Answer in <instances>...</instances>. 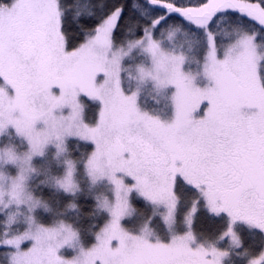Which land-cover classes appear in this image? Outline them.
Returning a JSON list of instances; mask_svg holds the SVG:
<instances>
[{"label":"snow or ice","instance_id":"snow-or-ice-1","mask_svg":"<svg viewBox=\"0 0 264 264\" xmlns=\"http://www.w3.org/2000/svg\"><path fill=\"white\" fill-rule=\"evenodd\" d=\"M145 2L152 11L162 9L165 13L151 21L153 27L179 18L208 36L204 74L211 83L201 88L182 70L183 56L160 53L148 30L141 29L142 38L149 39L148 51L154 58L159 55L157 72L171 63L165 79L141 69L142 75L153 76L158 85L175 87L171 122L141 112L136 94L126 95L120 87L119 58L112 61L113 69L97 51L110 46L124 18L140 15L132 0H121L99 20L94 14L77 12L78 23L71 27L81 35L71 39L65 32V17L75 11L78 0H0V77L14 89V95H9L0 86V129L14 126L28 138L35 154L52 139L51 133L36 130L37 122L51 121L53 128L64 119L75 122L82 109L80 93L103 105L95 126L76 125L73 131V123H69L63 131L55 132V138L60 141L58 147H62L65 134L95 144L87 168L93 180L107 177L115 186V203L111 207L104 204L112 219L98 234L97 243L82 253L83 259L58 254L63 243L75 237L69 230L62 243L48 247L47 264H223L229 252L214 244L193 247L196 237L192 230L169 242H153L147 234L132 235L123 229L121 220L128 214L133 190L164 205L165 221L174 223L180 182L197 194L186 216L190 229L203 198L211 213L230 218L221 240L229 237L239 246L238 223L264 235V76L259 71L261 57L255 42L259 31L239 41L243 51L238 56L224 59L218 58L212 31L220 16L228 12L264 29V0H201L196 5H181L177 0ZM81 25L91 30L92 37ZM99 73L107 77L100 84ZM54 87L60 89L59 95L53 92ZM204 101L208 106L204 115L197 117ZM65 106L71 112L58 121L53 111ZM9 158L15 159L14 154L9 153ZM68 165L60 183L71 191L75 187L73 164L68 161ZM125 176L134 183L127 184ZM21 239L9 240L7 245L19 247ZM35 239L31 252L13 256L12 264H38L41 238ZM248 264H264V251Z\"/></svg>","mask_w":264,"mask_h":264},{"label":"rangeland","instance_id":"rangeland-1","mask_svg":"<svg viewBox=\"0 0 264 264\" xmlns=\"http://www.w3.org/2000/svg\"><path fill=\"white\" fill-rule=\"evenodd\" d=\"M155 28L150 25L147 30L151 34V39L159 45L160 53L166 54L169 57L183 56L184 62L182 70L194 78V82L198 87L203 88L209 86L211 82L204 74V65L207 62V53L209 51L208 36L205 56L202 60H198L192 51L185 48L187 45L180 38L179 29L172 28L165 34V39H159L154 35ZM233 33L234 36L232 39L222 48H218L215 41L218 58H235L238 56L243 51L239 41L248 34H251L238 28H235ZM255 42L258 45L257 54L261 57V60L258 62L260 71L261 62L264 59V49L257 41V38ZM148 46L149 39L147 37L134 39L122 45L117 44L113 37L109 47L98 48L97 51L104 57L106 66L112 67L113 69H115V65L112 64V61L117 57L119 58L120 87L126 95L136 94V104L141 112L159 117L166 122H171L175 115L174 95L176 89L171 85L162 87L153 78V76L158 75L160 79H165L168 71L171 69V63L167 62L157 72L156 60L159 58V55L154 58L152 53L148 51ZM142 68L145 72H152L153 76L142 75ZM106 78L105 73H99L97 75V83H103ZM0 86L5 87L9 95H14V89L6 84L3 77H0ZM111 87L112 85L109 84V88ZM53 92L59 95L60 89L54 87ZM78 101L82 109L80 117L75 122L68 119L59 121L61 116L67 117L70 114L71 109L68 106L57 108L53 111V115L59 121L56 128H53L51 121L48 123H45L44 120L37 122L35 126L37 131L52 134L51 141L47 143L42 152L33 154L28 138L19 133L14 126L8 125L0 129V207L1 209H11L10 217L15 218L17 216V218H21V221L25 225L20 233L0 240V247L6 246L10 249L8 264H12L11 258L13 256H23L25 253H30L32 247L36 244L35 238L37 236L41 238L39 245L41 251L38 254V264H47V256L45 253L48 247L62 243L69 235V230L75 233V237L70 243H63V246L59 248L58 254L66 259L77 257L83 259L82 253L88 251L97 243L98 234L101 233V230L112 219L108 208H105L104 204L106 202L111 207L115 203V186L107 177L93 180L87 168V161L95 150V144L77 135L65 134L62 147H58L60 141L55 138V132L63 131L69 123H73V131H75L76 125L87 124L89 126H95L98 123L99 114L103 107L101 101L90 97L86 93H80ZM148 106H151L153 110L148 108ZM207 106V101L202 102L201 108L197 110L195 115L197 117L203 116ZM72 140L76 141L75 150L79 153L82 151V145L86 143L92 145L91 152L83 160L81 170L79 168V158L77 159L70 153L69 143ZM9 153L14 154L15 159H10ZM68 161H71L73 164L72 179L75 187L71 191L66 190L60 183L67 174L69 168ZM57 171L58 174H55ZM118 175L123 174L119 173ZM124 179L127 184L134 183L131 177L125 176ZM46 184H50L57 190L72 196L73 201H70L67 205L69 210L74 209L77 204L74 197L78 193H82L84 189L96 197L98 207L105 215V220L93 235V241L91 243L84 242L77 224L78 217L75 215L55 218L49 224L41 221V218L50 216L49 212H52V203L38 196L35 189L37 186L45 187ZM177 194L179 196V202L175 212V222L169 224L165 221L167 208L164 205L154 203L142 196L138 191L133 190L128 197V214L121 220L123 229L132 235L147 234L148 239L153 242L157 240L169 242L173 236L182 235L192 230L196 237L192 244L193 247H197L200 244H204L205 246L214 244L218 248L226 249L229 252V255L224 258L223 264L240 263L242 260L240 254H245L239 251L241 244L239 246L234 245L229 237L221 240L219 238L220 235L217 238L209 239L203 236L198 230L197 215L199 207L204 206L209 211L203 198L200 199L198 211L195 213L194 223L190 229L186 222V216L196 196L190 198V195H188L183 201L178 191ZM136 198L145 202L147 206L145 207V211H141L135 206ZM64 213H67L66 210ZM222 215L227 216V214L216 216L219 217ZM227 218L229 225L230 218L228 216ZM239 225L246 224L238 223L235 226L238 233L237 226ZM17 238H22L19 247H10L7 245V241ZM262 251H264V248ZM255 256H252V258Z\"/></svg>","mask_w":264,"mask_h":264},{"label":"trees","instance_id":"trees-1","mask_svg":"<svg viewBox=\"0 0 264 264\" xmlns=\"http://www.w3.org/2000/svg\"><path fill=\"white\" fill-rule=\"evenodd\" d=\"M71 2V0H67ZM127 2V0H125ZM130 3L131 0H128ZM181 5H196L201 3V0H177ZM121 3V0H78L75 6V11L65 17V32L69 39L72 37H80V31H76L71 27L73 22L78 23L76 13L84 12L85 14H94L96 19H102L104 15L112 8ZM132 3L139 9L140 15L133 18L131 16L124 18L119 24L114 40L117 44L122 45L128 41L139 39L142 37V28H148L151 25V21L158 15H165L164 10L158 9L152 11L148 8L145 0H132ZM106 5V6H105ZM172 28L180 30L179 36L183 39L187 45L185 48L192 51L198 58L202 60L205 56L207 49V35L204 30L194 28L190 23L179 19L172 18L166 20L160 26L154 30L156 38L165 39V34ZM238 28L244 32L255 33L259 31L257 41L264 49V29H259L258 26L250 22L247 18L241 17L237 13L228 12L220 16L212 27V31L215 33L216 43L218 48L225 46L234 36V29ZM82 30H87L89 37L93 35L90 29H85L84 25H81ZM78 42V41H75ZM260 74L264 76V59L260 65ZM144 105V102H143ZM151 110V106H148ZM75 140L70 141L69 149L70 153L76 157L79 162V168L82 169L84 158L91 152L92 145L86 143L82 145L81 153L75 150ZM58 174V171L55 172ZM177 191L182 200L186 199L188 195L190 198L196 196V192L186 186L183 182L177 185ZM35 192L41 198L48 200L52 203V212H49L50 216L41 218V221L45 224L53 222L55 218L72 215L78 217L77 224L80 229V233L84 242L91 243L93 241V235L97 232L100 226L105 220V215L99 209L96 197L92 193H88L85 189L82 193H78L74 199L76 205L73 210H69L67 205L72 200L71 195H67L62 191L57 190L50 184H46L45 187L37 186ZM135 206L145 211L146 204L143 200L135 199ZM66 210V214L64 211ZM11 209H1L0 207V240H3L9 236L20 233L24 229V223L21 218L10 217ZM228 226V218L225 215L217 217L211 214L204 206L199 207L197 215V227L203 236L214 239L221 235ZM237 229L241 238V246L239 251L245 254H240L242 260L238 264H246L252 256L259 254L264 248V235L260 234L247 225H239ZM9 248L6 246L0 247V263L8 264ZM239 257V258H240Z\"/></svg>","mask_w":264,"mask_h":264}]
</instances>
